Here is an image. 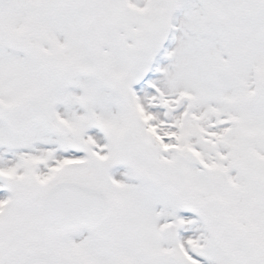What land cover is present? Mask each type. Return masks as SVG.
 Segmentation results:
<instances>
[{
    "label": "snow or ice",
    "instance_id": "6c2138e0",
    "mask_svg": "<svg viewBox=\"0 0 264 264\" xmlns=\"http://www.w3.org/2000/svg\"><path fill=\"white\" fill-rule=\"evenodd\" d=\"M0 264H264V0H0Z\"/></svg>",
    "mask_w": 264,
    "mask_h": 264
}]
</instances>
